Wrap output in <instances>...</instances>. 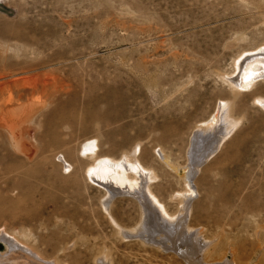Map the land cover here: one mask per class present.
I'll use <instances>...</instances> for the list:
<instances>
[{
	"label": "rangeland",
	"instance_id": "obj_1",
	"mask_svg": "<svg viewBox=\"0 0 264 264\" xmlns=\"http://www.w3.org/2000/svg\"><path fill=\"white\" fill-rule=\"evenodd\" d=\"M54 1L0 0V84L10 91L0 95V109L31 103L38 110L22 124L26 152L16 146L0 111V230L58 264H188L184 248L118 233L103 210L106 189L84 177L91 161L85 146L116 158L137 148L136 156L159 176L152 190L176 212L175 192L185 190L195 127L211 117L220 99L233 98L223 80L236 74L237 55L264 48V0H60L56 7ZM39 17L56 30L54 36L35 33L26 23ZM2 23L41 41L31 47L27 39L4 36ZM39 74L50 81L64 77L72 89L61 102L45 99L30 88ZM257 94L264 96V81L236 96L239 128L194 177L199 204L191 223L218 244L210 253L214 260L231 259L235 248L239 264H264V213L247 204H264V110L252 102ZM112 200L121 226L137 227L138 199L119 192ZM230 207L228 221L222 215ZM7 249L0 240V253Z\"/></svg>",
	"mask_w": 264,
	"mask_h": 264
},
{
	"label": "bare ground",
	"instance_id": "obj_2",
	"mask_svg": "<svg viewBox=\"0 0 264 264\" xmlns=\"http://www.w3.org/2000/svg\"><path fill=\"white\" fill-rule=\"evenodd\" d=\"M55 1H57V4L54 5V7L59 5L58 2H61L60 0H55ZM37 4L39 5V3H37ZM58 13H60V12H58ZM58 18H59V16H58ZM129 18L131 19V18H133V16L129 17ZM129 18H128V20H130ZM139 18H142V17L139 16ZM110 19H112V18H110ZM122 19L124 20V18H122ZM115 20H117V19H115ZM139 20H141V19H139ZM49 22H50V20H49ZM3 23L1 24V25H3L1 32L3 33L2 35H4V36L9 35L12 38H17V39L21 38L22 40L27 39V41L29 42V46H31V47H33V45L38 46V43L41 41V40L40 41L36 40L34 36L29 37V38H25V36L21 32L13 31L12 30L13 28H11V26L7 27V25H6L7 23L6 24H3ZM26 23H28L29 26L32 27V30L35 33L39 32L40 34H45V36L46 35L54 36L56 34V30L54 31V28L50 27L44 19L41 20V18H40L39 20H28ZM104 23H105V21H104ZM124 23H126V22L124 21ZM142 23H146V22H142ZM173 24H175V23L173 22ZM13 25H12V27H13ZM143 26H145V25H143ZM125 30H126V28H125ZM135 30L137 31V29H135ZM156 30H158V29H156ZM126 31L128 32V30H126ZM162 31H165V30L162 29ZM123 32L124 31H122V33ZM140 32L141 31H139V33ZM66 35L69 36L68 33ZM148 35H149V33H148ZM157 35H160V34H157ZM45 36H43V38H41V39L43 40ZM46 37H48V36H46ZM10 39H8V40H10ZM76 39H74V40H76ZM62 40H63V38H62ZM206 41H208V40L206 39ZM206 41H205V44H203V45H206ZM41 43L46 48L53 49L52 44H50L46 41H43ZM159 43L161 44L162 41ZM163 43H164V41H163ZM202 43H201V45H202ZM111 44H114V43H111ZM43 45H42V47H43ZM67 45H68V43H67ZM67 45H64V46H67ZM208 45H207V47H208ZM54 46H56V45L54 44ZM68 46H70V44ZM105 46H107V45H105ZM108 48H109V44H108ZM178 48H176V49L178 50ZM200 48H199V50H200ZM77 49L75 48L76 51H77ZM255 49L256 48H251V49L245 50L246 52L248 50H251V53L248 55L242 54L244 52V50H243V52H240V54L237 55L236 59L235 60L233 59L234 60V69H232V70H234V72L236 74L227 75L226 79L223 80V81H225V80L227 81L226 85L229 84L228 87L230 86L231 93L234 95L233 98L232 99H220L217 102L218 104L216 105V108H215L216 111L211 115V117H208L202 121H199V124H197V126L195 127V131L192 134L193 136L191 138V147L189 150V153L191 154L190 155L191 162L187 165L188 170L186 171L187 174L185 176V181H184L185 185H186L185 190L184 191L181 190V192H175L174 191L176 194L172 193L173 195L175 194L174 199L179 200V202H177L179 205L177 204L178 209L176 212L171 213L168 210L167 205L164 203V201L160 200V198H158V196L152 190L151 186L153 183H155L156 179L159 176L153 167L146 166L136 156L137 148L133 149L132 152H124V154L122 156L116 158V157H112L110 155H101V154L97 153V151L94 150L93 145L92 146H90V145L85 146V149L89 151L88 157L91 159V161L86 165V167L84 169V177L86 180H90L91 183L96 182L98 184V186L100 185L99 187L102 186V187H104V189H106L107 195L104 199L102 198L103 199V201H102L103 210L107 214V216L109 217V220L111 221V223H113L114 226L117 228L118 233L121 234L123 237L126 236L125 234H127V235L131 234L134 236H138L144 244H146L148 242L149 244H156L158 247H163V248H170V246L168 245L169 243L167 244V242H170L173 244V245H171V248H184L182 256L185 259L186 263H188V264H239L237 261L238 257L236 255V251L234 250L235 248L230 250V253L232 255L231 259H229L228 256H225L224 258H221L218 260L212 259L213 257H210V253L212 250H214V248H216L215 246H217L218 244L217 245L214 244L215 240L211 239L212 237L208 238V237L203 236V229L201 226L195 227L191 223V221L194 219L195 215H197V212L194 210V208L196 207L197 204H199V202L197 200L195 201V199H194L195 195L198 194L197 186H196V183L194 181V177H195V175H197L201 171L202 166L204 164H206L219 151V149H221L223 144L227 140H229L232 137V135L234 134V132H236L237 129L239 128V125L242 122V117H241V115H235L234 111H233V109H234L233 108V105H234L233 101L235 100L236 96L242 94V92L244 94V91H248V90H250V92L254 91L255 87L259 83H261V82L263 83V81H264V48H263V50H259V51L255 50ZM58 50L55 51V53H56L55 55H58V54L60 55ZM176 52L171 51V53H175V54H176ZM73 53H74V51H73ZM80 53H82V52H80ZM241 54L244 55L242 58H240ZM170 55H172V54H170ZM61 56H62V54L60 55V57ZM63 56L61 58H65ZM60 57L56 58V60H57L56 63H58V64H62V62L65 60V59L64 60L61 59ZM171 57H173V56H171ZM191 57L193 58V56H191ZM186 58H188V57H186ZM69 59H70V57L67 58L66 60H69ZM154 59H156V58H154ZM201 60H202V58H201ZM201 60H200V62H202ZM8 73H9V71H8ZM230 74H231V72H230ZM6 75L4 74V76H6ZM43 75L39 74V76H37V78L35 79V82L32 84V86L30 85L31 92L32 93L37 92L40 94L41 97H43L45 99L57 100L59 102L63 101L61 99V96L64 93H68V91H69L68 89L71 88V84L67 80H64L63 79L64 77L60 78L58 75L57 76L59 78L52 76V81L48 80V78L45 79L44 78L45 74H43ZM152 75H154V74H152ZM1 76H2V73H1ZM218 78L219 77L217 75V79ZM7 79H8V77H7ZM11 79H13V76ZM11 79H9V80L11 81ZM220 81H222V79ZM152 83H155V82H152ZM6 88H8V87H6ZM20 91L21 92L16 93L18 100L22 99L23 94H24L21 89H20ZM8 92H10V91H8ZM3 93L5 94L6 92H4V88L0 84V95H2ZM72 94H73L72 95L73 99L78 97L77 93L76 94L72 93ZM4 96H6V95H4ZM8 96H11V95H8ZM102 97H104V96H102ZM4 98L5 97H3V99ZM0 99L2 100V98H0ZM8 99H9V97H8ZM54 102H56V101H54ZM252 102H254V104L257 107L264 110V96L259 95V94L254 95ZM6 106L8 107L7 104H6ZM0 111H1V114L3 115V119L6 122L4 125H7L9 131L13 134L12 139L15 140L16 146L18 148H20L23 152H26L27 149H26V144L24 142V138H25L24 136L27 133V130L25 127H22V124L25 123L38 110H36L34 105L29 103V104H24L23 106H20L17 109H14V108L8 109L7 108L5 110L0 109ZM90 140H94V139L89 138L86 141H90ZM96 147H98V146H96ZM78 156H79V154H78ZM162 161L165 165H167L171 168L172 165L170 164V161L165 154L162 156ZM172 169H173V167H172ZM90 181H88V182H90ZM119 192H122V193L125 192L126 194L127 193L131 194V195L135 196V198H137L138 201L140 202L141 210H142L141 219H140V222L137 225V227H135L134 229L126 230L123 226H121V224L114 217V214L111 210V203H112L111 200ZM196 199H198V197H196ZM250 201L251 200L248 201L249 203H247V202L246 203L249 204L250 206H253V207L256 206L259 214L264 213V204L262 202H261L262 203V206H261V203L258 204L257 201H251V202ZM196 202H198V203L195 205ZM250 206H249V210H250ZM232 208L233 207L226 208V210L223 213L224 215H222L224 219L227 218V220H228L229 215H231V213H232V210H233ZM229 224H232V221H230ZM161 225L162 226L164 225V226L162 227ZM148 232H150V233H148ZM160 233L161 234L166 233V235H164V237L163 236L161 237ZM129 235L126 237H129ZM157 236H159L161 238L158 239V238H156ZM0 240L5 242L7 245V248H8L7 249L8 251L6 253H0V264H58L57 258H54V259L48 258L47 259L33 245L31 246L28 243L22 242L20 239H18L16 236L11 235V233L6 231L5 229L0 230ZM219 242L220 241H218V243ZM13 253H15V254H13ZM107 258H108L107 254H104L102 256V259L104 261H107Z\"/></svg>",
	"mask_w": 264,
	"mask_h": 264
}]
</instances>
